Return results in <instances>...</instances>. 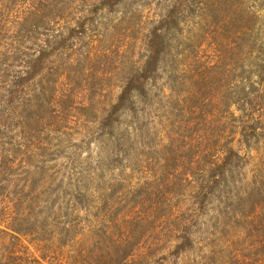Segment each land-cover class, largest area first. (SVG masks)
<instances>
[{"label":"trees","instance_id":"trees-1","mask_svg":"<svg viewBox=\"0 0 264 264\" xmlns=\"http://www.w3.org/2000/svg\"><path fill=\"white\" fill-rule=\"evenodd\" d=\"M6 1V9H0V264H177L193 253L202 218L234 171L247 164V151L259 137L264 63L256 81L232 99L239 114L230 113L236 122L230 131L218 124L221 109L213 102L225 58L197 66L194 73L173 72L170 87L178 91L168 97L163 137L146 147L145 168L155 177L139 186L110 179L92 196L78 187L68 189L55 170L62 165L51 163L56 140L51 136L60 138L79 108L87 114L100 102L99 87L112 77L97 79L96 73L112 65L90 61L88 55L72 58L74 42L101 11L112 13L127 0L89 1L63 32H55L54 24L76 4L84 10L83 0ZM214 6L199 0H174L168 6L139 39L136 60L116 67L124 74L114 83L115 99L97 117L84 115V130L77 132L85 143L112 137L123 112L136 116L137 103L151 104L152 88L162 91L158 81L170 34L182 31L190 8L199 7L213 21ZM214 105L218 110L207 114ZM122 145L115 151L117 167L126 156ZM226 202L232 211L225 212L215 232L229 238L218 252L212 248L206 264H264V183H253Z\"/></svg>","mask_w":264,"mask_h":264},{"label":"rangeland","instance_id":"rangeland-1","mask_svg":"<svg viewBox=\"0 0 264 264\" xmlns=\"http://www.w3.org/2000/svg\"><path fill=\"white\" fill-rule=\"evenodd\" d=\"M83 1L86 5L85 9L76 4L65 14V19L54 24L55 32L66 31L68 26L73 25L74 19L86 11L88 2L93 0ZM173 1L127 0L112 13L101 11L83 38L75 40L73 51L76 54L72 58L78 55V58L82 59L80 56L88 55L90 61L101 60L103 65L106 63L113 68L106 71L99 70L96 73L97 79L110 77L112 79L99 87L102 96L99 97L100 102L98 104L96 102L94 109H87L85 114L84 108H79L75 117L70 118L73 120H69L65 128L60 130V138L51 136L56 139L52 140L51 163L62 165L55 170L59 169L57 171L64 178V182L67 181L68 189L78 187L80 191L94 196L106 183L108 184L110 179H124L125 183L129 182L131 186H139L155 177L145 168L149 151L146 147L150 146L151 149V145H155L163 137L162 129L167 120V115L163 113L170 111L167 106L168 97L178 91L170 87L175 79L171 78L173 72L176 75L187 71L194 73L197 66L205 67L214 62L220 64L225 58L222 64L224 66L221 68L224 76L218 88L214 89L213 99L215 105H219L221 112H218L214 105V110L208 109L207 114L217 111L218 124L220 126L223 124L224 131L234 129L236 122L230 117V113L237 116L239 112L232 99L239 96L244 86L256 81L255 75L264 63V0H199L201 3H214L211 14L217 17L211 21L210 16L208 17V14L199 7L185 11L182 31H176L169 36L168 54L162 61L161 78L158 81L162 91L152 88L151 104L137 103L136 116L123 112L112 137L91 139L85 143L82 140L83 136L77 132L84 130L83 125L81 126L85 119L84 115L90 118L92 115L97 117L103 106H108L109 102L115 99L119 88L114 83L124 74L120 70L117 72L116 67L121 63L127 67L131 60H136L139 39L165 13ZM7 5L8 1L0 0L1 11H4ZM228 22L229 26L224 29V25ZM244 32H246L245 36ZM104 57L108 58L103 59ZM176 85L174 87L178 89ZM77 101H79L78 97ZM161 103L166 107V111L161 110L162 105L160 111L157 110ZM76 118H79L77 122ZM260 120L262 122L259 137L247 151L249 163L247 162L240 171H234L228 187L225 191H220L218 199L209 206L207 214L201 220L200 231L194 235L196 250L180 258L177 264H206L205 257L211 254L212 248L218 252L223 240L229 238V234L222 238L218 232H215L216 226L222 225L225 221L223 218L225 212L232 211L226 198L233 199L237 195H243L253 183L256 185L264 183V106ZM57 128L58 125L54 128L52 126L53 130ZM146 132L149 134L147 140H145ZM123 143L126 144V156L117 167V162L114 161L115 151L122 147ZM228 219L232 220V214ZM211 239L215 240L213 244ZM24 244L27 245L26 242ZM27 246L31 251L33 250L32 247Z\"/></svg>","mask_w":264,"mask_h":264}]
</instances>
